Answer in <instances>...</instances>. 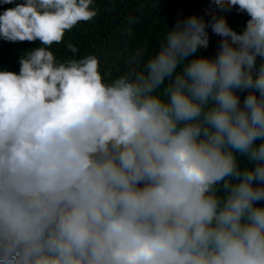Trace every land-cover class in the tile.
Masks as SVG:
<instances>
[{"label":"clouds","instance_id":"1","mask_svg":"<svg viewBox=\"0 0 264 264\" xmlns=\"http://www.w3.org/2000/svg\"><path fill=\"white\" fill-rule=\"evenodd\" d=\"M0 4V40L39 41L0 70V264H264V0H207L107 78L51 50L95 0Z\"/></svg>","mask_w":264,"mask_h":264},{"label":"trees","instance_id":"2","mask_svg":"<svg viewBox=\"0 0 264 264\" xmlns=\"http://www.w3.org/2000/svg\"><path fill=\"white\" fill-rule=\"evenodd\" d=\"M24 0H15L23 3ZM15 4H0V14ZM98 15L88 23H82L66 33L64 42L53 45L52 51L58 59L71 57L66 49L71 42L78 49L77 57L94 53L101 61V72L116 76L125 70V59L137 48L147 49L149 55L158 50L168 27H172L176 18L192 14H203L207 0H95ZM136 17V23L129 36H123L125 18ZM247 16L233 11L228 21L234 29H241ZM210 32V30H209ZM211 35V32H210ZM218 37L211 36L210 46L204 55H214ZM39 46L36 42L9 43L0 40V70L19 71V58L29 49ZM147 58V57H146Z\"/></svg>","mask_w":264,"mask_h":264}]
</instances>
